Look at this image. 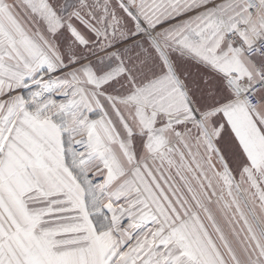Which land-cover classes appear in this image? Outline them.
<instances>
[{
	"label": "snow or ice",
	"instance_id": "6c2138e0",
	"mask_svg": "<svg viewBox=\"0 0 264 264\" xmlns=\"http://www.w3.org/2000/svg\"><path fill=\"white\" fill-rule=\"evenodd\" d=\"M0 264H264V0H0Z\"/></svg>",
	"mask_w": 264,
	"mask_h": 264
}]
</instances>
